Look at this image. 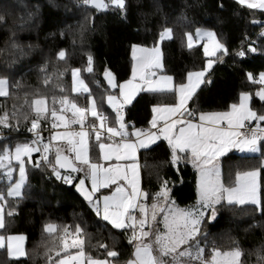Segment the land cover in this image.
Listing matches in <instances>:
<instances>
[{
  "label": "trees",
  "instance_id": "trees-1",
  "mask_svg": "<svg viewBox=\"0 0 264 264\" xmlns=\"http://www.w3.org/2000/svg\"><path fill=\"white\" fill-rule=\"evenodd\" d=\"M104 2L109 7L97 10L91 5L84 6L82 0H0V15L5 16V21L0 22V78L9 81V96L0 97V115L7 112L10 125L0 127L10 133L0 140V148L30 141L27 129L35 118L31 101L40 96L45 98L47 119H41L38 130L45 131L46 139L51 130L53 107L72 117L70 103L75 101L86 106L88 93L78 94L71 89L73 68H79L90 93L96 97L101 98L106 91L116 92L117 88L107 84L105 70L112 73L117 85L127 79L133 45H155L165 27L173 31L171 38L160 42L163 70L173 77L175 84L184 82L189 71L201 70L206 60L201 43L188 48L186 33H193L196 28L215 31L228 48V55L219 53L213 57L223 62L213 64L209 70L211 83L202 84L188 106H194L197 112L222 110L236 102L240 93L248 92L251 109L264 114V102L256 95L264 85L250 81L247 75L251 73L256 79L264 72V35H261L264 33V9H249L235 0H126V18H122L120 10L112 6L110 0ZM249 44L257 49L255 53L248 51ZM61 50L66 53L64 60L57 56ZM240 51L245 52L244 57L234 55ZM89 54L93 57L91 73L87 71ZM45 79L49 80L47 85ZM64 97L67 101L60 103ZM174 100L172 92L141 91L125 107V121L138 128L148 127L152 107ZM99 113L116 125V113L103 103L99 104ZM86 118L84 124L90 122V118ZM95 153L96 146L91 141L90 157ZM55 154L53 151L48 154L52 162ZM177 156L180 162L171 164L170 148L163 139L149 146L147 151L139 149L140 182L147 194L146 206L161 199L162 196L155 194L161 191L162 181H168L169 200L183 206L194 203L196 172L187 163L184 153L177 151ZM261 157L260 154L229 152L220 158V166L222 179L231 169L233 180L238 170L259 168V198L264 203ZM33 158L36 159V154ZM27 169L22 198L5 196L6 227L0 228L1 235L22 233L27 254L13 259L5 248H0V264H49L46 258L49 254L52 262L55 261L58 258L55 251L63 247L62 241L78 238L77 225L83 230L86 256L106 257L104 249L99 247L103 244L118 253L117 258H108L114 263L128 259L131 243L127 237L132 229L127 232L114 229L95 215L75 190L82 172L72 173L73 183L64 185L54 180L45 165L36 170L29 164ZM5 188V179L0 178V192L4 193ZM13 209L15 215L9 217L7 213ZM47 224L55 225V230L46 232ZM200 237L201 242L221 250L238 244L243 252L242 264H264L257 255V249L264 245V216L253 205L220 210L214 222L202 224ZM50 248L54 252L49 253ZM75 250L78 249L68 248L60 256ZM260 256H264V251Z\"/></svg>",
  "mask_w": 264,
  "mask_h": 264
},
{
  "label": "snow or ice",
  "instance_id": "snow-or-ice-1",
  "mask_svg": "<svg viewBox=\"0 0 264 264\" xmlns=\"http://www.w3.org/2000/svg\"><path fill=\"white\" fill-rule=\"evenodd\" d=\"M79 2V0H78ZM241 6H247L249 9H264V0H235ZM84 6H94L97 10L106 9L109 4L104 0H82ZM112 6L118 8L121 12V17L126 18V0H110ZM223 8V5H219ZM187 21L186 17H182ZM5 21V16L0 15V22ZM172 29L165 27L159 33L160 40L171 38ZM188 38V48L193 47V36L191 33L185 34ZM264 35V33H261ZM195 36L197 40L206 38L208 43L203 45L204 55L209 57L204 67L199 71H189L187 73V82L179 83L178 85L170 86L173 80L171 76H161L159 80L150 79L148 74L138 71L134 66L132 70L133 79L139 77L144 85L134 84L132 80L125 81L117 85L114 76L108 70H105V77L112 88H119L120 96L123 98L122 102H117V97L109 96L108 101L114 109L116 116L115 121L118 127H108L107 133L109 139L119 137V142L115 145L101 143L102 133L96 130V143L99 145L102 158L110 160L115 155L117 160L127 158L134 161L126 165L123 169L120 165L102 169L98 164H89V144L88 133L80 131L76 135L80 137L78 145L69 140L72 147L69 151L75 152L76 160L81 162V167L73 164L67 156L61 155V149L57 148L55 163L52 162L48 153L51 150V140L57 138V133H53L50 142L44 143L43 138L39 137L38 129L40 127L41 119H47L45 113V98L40 96L31 101V106L35 112V118L31 120V127L27 129L30 133H35L31 141L16 143L14 149L9 146L0 148V178L9 181L7 187V197L22 198V189L26 187L28 179L27 165L31 164L33 169L41 170V165H47L51 170V175L57 180H63L65 184H72L73 177L71 175H62L59 169H71L72 172L84 171L83 166H88V172L91 179V191L87 190L85 179L80 178L79 182L75 184L78 192L87 201L90 208L95 212V215L102 221H107L114 229H122L127 232L129 228L132 229V235L127 237L129 243L135 244V251L133 253L134 259H130L126 264H168L167 257H171V264H181V257H189L191 260L200 261V264H242L241 257L242 250L237 246L222 251L221 249L213 246L210 259H204V248L200 247V229L202 224L207 221L214 222L218 213L222 209H232L236 206L253 205L256 207L262 216H264V203L258 196V183L257 177L260 169L253 168L247 171H236L233 180L231 169L225 179H222L220 158L228 153L230 148L238 149L241 152L259 153L264 156V127L261 123L264 122V114H258L248 107L249 95L247 93L240 94L239 104H232L231 111L226 112H201L199 114L200 123H194L196 120L197 109L193 108L189 111V101L195 99L198 95L197 90L200 89L202 84L211 83L210 72L213 64L223 60L217 61L213 57L217 56L220 52L223 55H228V48L225 43H222L218 38L215 31L196 28ZM140 48L142 53L150 52L151 55H141L136 57V49ZM248 51L255 53L256 48L251 47L249 44ZM234 55L244 57L245 52L240 51ZM60 60L66 58V53L61 50L57 53ZM133 56L136 58L141 68H161L162 64L161 53L159 46L148 50L141 48L138 45H133ZM93 57L88 55L87 71L91 73ZM45 71V69H41ZM79 69L72 70L73 77V91H78L77 84L85 92L87 87L83 81L79 79ZM207 74V75H206ZM250 81L259 82L264 85V72L259 74L258 80L254 79L251 73L247 74ZM49 83L48 79L44 80V84ZM137 91H148L152 93L172 92L176 96V102L164 106H153V115L149 124L151 128L156 131L144 130L135 128V125L126 122L124 116V108L126 105L132 103V99ZM261 101H264V88H261L256 93ZM9 96V81L6 78H0V97ZM67 97L60 100V103H65ZM55 103V100H54ZM74 109L73 115L78 119L73 120V123H80L83 125L85 119L86 109L78 108L75 104L71 105ZM15 115V113H13ZM51 115L60 121L64 120L63 116H57V111L53 107ZM91 115L97 117L95 102H91ZM187 116L189 119L181 120L179 117ZM99 118L103 121L106 117L100 115ZM27 119V118H26ZM163 121V127L158 126V121ZM255 121L256 127L250 128L246 132H241L239 129L245 127V122ZM207 123V127H205ZM226 125V126H225ZM9 116L7 112L0 115V127H9ZM56 127V125H53ZM103 127V125H101ZM94 128V126H93ZM132 131L129 132L128 129ZM176 129V131H174ZM68 133L62 134L61 139L67 138ZM135 136L136 139L132 140L131 137ZM147 137V140L141 137ZM163 137L167 140L171 152L170 162L175 165L180 162V157L177 156V151L184 153L185 157H189V162L198 170V190L199 196L197 205L191 207L189 210H183L179 214H175L169 220L166 216L165 227L167 232L161 235L159 231L155 233V239H152L150 231H144L146 220L141 218L139 220L131 215V212L139 208L141 213H144L145 206L137 203V198L147 195L143 193L139 187V167L135 162L137 160V151L143 149L149 150V145L154 144L155 141ZM33 153H38L39 158L34 159ZM27 158V159H25ZM15 161L18 166V178L13 180L14 168L12 162ZM261 167L264 168V160L261 162ZM58 166V167H57ZM131 171V176L127 174ZM104 173L103 179L98 175L99 172ZM51 178V177H48ZM123 178L131 185V192H127L124 186L116 189L112 196H104L102 198H94V194L99 188L108 187L109 183H116V181ZM168 181L161 182V191L156 193V197L163 196L168 199ZM30 187V185H28ZM6 197L3 192H0V201H5ZM101 200L103 202L101 207ZM157 205L154 203L152 208L155 209ZM9 217L15 215V210L7 213ZM155 219V213H153ZM137 225L139 231L137 232ZM5 212L4 204L0 203V228H5ZM44 230L46 232H53L55 225L47 224ZM78 238L72 241L69 245L66 241H62L63 247L59 251H55L58 257L55 264H111L108 258H117L118 253L109 250L107 245H99L106 253L105 259L93 258L86 256L84 251L85 240L83 238V230L79 225L75 229ZM149 239V243L144 242V238ZM25 239L24 236H9L7 238V251L9 256L23 257L26 255L21 242ZM207 240V235L204 237ZM3 238L0 237V247H3ZM194 242V243H193ZM235 243V242H234ZM185 247L181 250V246ZM68 247H75L78 251L74 255H64L60 257V253L64 252ZM261 251H264V245L261 249H257L258 259L264 260V256H260ZM49 253L54 252V249H48ZM155 253V254H154ZM49 264L52 262V255H47Z\"/></svg>",
  "mask_w": 264,
  "mask_h": 264
},
{
  "label": "rangeland",
  "instance_id": "rangeland-1",
  "mask_svg": "<svg viewBox=\"0 0 264 264\" xmlns=\"http://www.w3.org/2000/svg\"><path fill=\"white\" fill-rule=\"evenodd\" d=\"M191 34L193 36V44L201 43L202 50H203V53H204L203 45L205 43H208L207 39L206 38H200L199 40H197V38L195 36V31L193 33H191ZM160 42H161V40H160V37H159V39H158V41L156 42L155 45H152V46H146V45H141V44H136V45L140 46L141 48L151 50V49L157 47V44H158L159 49H160V53H161V60H160V62L162 64V67L161 68H156V67L141 68L140 65L138 64L136 58H134V56H133V47H132L130 74H129V76H128L127 79L122 80L121 82L118 83V85L124 83L125 81L132 80L134 84H141L143 87H145V88L147 87V85H144L142 83V81L139 79V77L133 79V77H132V70H133V67L134 66L137 67L138 71H142L143 73L148 74V77L150 79L159 80L161 76H170L169 74L165 73L164 70H163V58H162V50H161ZM187 44H188V38H187ZM219 53L220 52H218L217 55ZM141 55L147 56V55H151V53L150 52H144V53H142L140 51V48H137L136 49V57H139ZM208 59H209V57H206L205 63L207 62ZM73 69H79V68H73ZM260 73H262V72H260ZM259 74H258L256 80H258ZM78 75H79V79L82 80L83 83H84V85L87 87V92H85L82 88H80V86L78 84H77V88L79 90L78 91H73V77H72V72H71V89H72V91L74 93H78V94L88 93V95H87V104L84 107V106H81L79 103L73 101L69 105V111L73 115L74 109H72V107H71L72 104H75L78 108L86 109V111L84 113L85 119H84L83 125H81L80 123H73L72 122L73 120L78 119V117H76L74 115L72 117H69L67 115V113H65V111L57 112V116H63L64 117V120L63 121H60L57 118L52 117L53 118V123L51 125V130H50V132H49V134L47 136V143L50 142V138H51V136H52L53 133H57L58 135H57V138L55 140H51V150H50V152L51 151L56 152L57 148L61 149V151H63V152L66 151V152L69 153V156L71 157V160L74 162V164L77 167H81V162L78 161V160H76V158H75V152L69 151V148L72 147V145L69 143V140L73 141L75 144L78 145L79 140H80V137L78 135H76V134L79 133L80 131H84V132L88 133L87 139H88V144H89V151H88L89 164H98V165L101 166L102 169H107V168H110V167H114L116 165H120L121 168L123 169L124 167H126V165H128L130 163H133L134 161H132L131 159H127V158H123V159L117 160L116 157H115V155H113L110 160H104L102 158V154L100 152L99 145H98V143H96V138H95V136H96L95 130L96 129L105 130L107 132V128L108 127H118L117 124L114 125V124L109 123V120H107V119H105V120L102 121L99 118V116L101 115L99 113V104L100 103H103L111 111L115 112L114 109L112 108L111 104L108 101V97L109 96H115V97H117V102H122V99L123 98L120 96L119 88L117 87V91L116 92L106 91L105 93H103V95H101V98L100 97H96L94 94L90 93L89 87H88L87 83L84 81L83 77L81 76V72L80 71H79ZM186 82H187V75L185 76V79H184V83H186ZM175 85H178V84H175L174 81L172 80L170 86H173L174 87ZM139 92H141V91H137L135 93L134 97L136 95H138ZM242 93H247L249 95L248 107L251 109V107H250V94L248 92H242ZM134 97H133V99H134ZM239 98H240V95L238 96V100L236 102H233V103L229 104L226 109H222V110H203V111H198L197 112V115L199 117V114L201 112H226V111H231V105L234 104V103L239 104V102H240V99ZM91 102H95L96 111L98 113V116L97 117H93L91 115ZM175 102H176V96H175L174 102H172V103H175ZM172 103H169V104H172ZM156 105L164 106V105H168V104H156ZM156 105H154V106H156ZM153 115H156V114H154L152 112V115L151 116L153 117ZM102 116H104V115H102ZM115 116H116V114H115ZM86 117H89L90 118V122L88 124H84L85 121H87L86 120L87 119ZM104 117H106V116H104ZM152 117H151V119H152ZM179 119L185 120V119H182V118H179ZM197 122L200 123L199 119L197 120ZM53 125H56V127H53ZM101 125H103V127H101ZM205 125H207V123H205ZM93 126H94V128H93ZM260 126L261 127H264V122H262ZM160 127H163V124L160 125ZM135 128H138V127H135ZM144 130L156 131V129L155 128H151V126L145 127ZM128 131L131 132L132 129L129 128ZM174 131H176V129H174ZM65 133H68V134H71V135H69L65 139H61V135L62 134H65ZM132 138H136V137L133 136ZM141 138L147 140V137L146 136L145 137H141ZM161 139H163V137H161ZM91 141H93L94 145L96 146V153H95V156H93V157H90V142ZM100 142L101 143H105V144H113V145H115V144L118 143L116 141L114 142V141L108 140L105 136H101ZM261 143L264 144V141H262ZM15 145L16 144L9 145V147H11V148L14 149ZM229 152H236V153H240V154H258L259 155V153L241 152V151H239L238 149H235V148H230L229 151H228V153ZM33 154H36V153H33ZM25 159H27V158H25ZM262 160H264V156L261 157L260 161H262ZM135 162L139 166L138 151H137V160ZM12 165H13V168H14L12 182H15V179L18 178V175H19L18 166H17V163L15 161L12 162ZM83 167H84L85 170L84 171H81V172L85 176L86 181L88 183V186H89V188L91 190V179H90V175H89V172H88V166L85 165ZM250 169H253V168L245 169V170H242V171H247V170H250ZM0 172H2V170H0ZM61 174L62 175H71L72 176V173H70V172H61ZM127 174L130 177L131 176V171L129 170ZM98 175L101 177V179H103L104 173L102 171L99 172ZM234 178H235V176H234ZM5 182H6V188H5L4 194H5V196H7L6 193H7V187L9 186V181H7L5 179ZM257 183H258V196H259V175L257 177ZM120 186H124V188L126 189L127 192H131V185L128 184V181L127 180H124L123 178H121L120 180L116 181V183H114V184L109 183L108 184V187H106V188H99L98 191L95 193V194H97V196L95 198H102L104 196H112L113 193L116 191V189L118 187H120ZM138 187H139V189L143 193H145V191L141 187V182H140V167H139V184H138ZM22 191H23V189H22ZM196 192H197V197H196L194 203H192L190 205H186V206L179 205V204H176L175 202H173L172 200L165 199L162 196L158 203L156 201H154V203L157 205V207L155 209L152 208V205L154 203L151 204L150 206H145L143 204L145 206L144 213H141L140 210H139V208H136L135 210L138 212L139 215L138 216L132 215V216L136 217L137 220H139L141 218H143V219L146 220V223L144 225V229L143 230L144 231H150L151 234H152V239L154 240L155 239V233L157 232V230L159 231V233L161 235H163L164 233L167 232V229L165 227L166 216L170 220L173 215L179 214L183 210H189L191 207H194V206L197 205L198 196H199V190H198V173H197V179H196ZM145 200H146V195L140 196V197L137 198V203L142 204V202L145 201ZM0 203H3V201H0ZM102 204H103V202L101 200V207H102ZM153 213H155V219L152 218L153 217ZM105 222H107V221H105ZM109 225L112 226L111 224H109ZM139 230H140L139 229V226L137 225V232ZM20 235L24 236L22 233H14V234H7V235H1L0 234V237L3 238V242H2L3 243V247H0V248H5L6 251H7V238L9 236H20ZM131 235H132V232H131L130 236ZM199 235H200V233H199ZM74 239H77V238L76 237H73L72 239L66 240V242L69 245H71L72 244V241ZM200 239H201V237H200ZM144 242L145 243H149V239L147 237H145L144 238ZM21 244H22V246H23V248L25 250V253L27 254V250L25 248V239L21 242ZM199 244H200V247L201 248H204L205 249V251L203 253L204 259H210L211 251H212V248L213 247L207 245V243H205V242H201V240H199ZM184 247L185 246L182 245L181 246V250H183ZM68 248H71V247H68ZM226 250H229V249H226ZM226 250H222V251H226ZM77 251L78 250L71 251V252H69L67 254H64V255H74ZM134 251H135V244H131V252H130V256L128 257V259H126L125 261H123L121 263H114L113 261H111V264H126L127 261H129L130 259H134L135 258L134 255H133ZM7 254H8V251H7ZM64 255H61L60 257H63ZM25 256H23V257H25ZM9 257H11L13 259L21 258V257H15V256H9ZM93 258L105 259L106 257H93ZM180 259H181V264H200V261L191 260V258H189V257H181ZM166 260L168 261V264H171V257H167ZM55 261H53L51 264H55ZM85 264H86V261H85Z\"/></svg>",
  "mask_w": 264,
  "mask_h": 264
},
{
  "label": "built area",
  "instance_id": "built-area-1",
  "mask_svg": "<svg viewBox=\"0 0 264 264\" xmlns=\"http://www.w3.org/2000/svg\"><path fill=\"white\" fill-rule=\"evenodd\" d=\"M188 108H189V111H191L193 108H195L194 106H188ZM196 120L195 121H197L198 120V115H197V112H196ZM179 118H182V119H189V117H187V116H184V117H179ZM52 123H53V120H52ZM163 123V121L162 120H160L159 122H158V125H160V124H162ZM253 127H256V123H255V121H250V122H245V127L244 128H241V129H239L241 132H246V131H248L250 128H253ZM139 129H144V128H141V127H139ZM96 130H99L101 133H102V135L101 136H105V137H107L108 138V133L105 131V130H101V129H96ZM96 130H95V134H96ZM38 132H39V137H41V138H43V142L44 143H47V139L45 138V136H44V130H38ZM130 132V131H129ZM28 133V139L31 141L32 139H33V137H34V135H35V133H30V132H27ZM8 136H10V133L9 132H7V131H5V130H0V140H2V139H4V138H7ZM108 140H111V141H116V142H119V137H115V138H113V139H109L108 138ZM39 158V154L38 153H36V159H38ZM47 168H49L47 165H45ZM50 169V168H49ZM53 178H54V180H56V181H59V182H61L62 184H64L65 185V183H64V181L61 179V180H57L54 176H53ZM139 204V203H138ZM142 204H146V201H143L142 202ZM136 214V210H133L132 212H131V215H135Z\"/></svg>",
  "mask_w": 264,
  "mask_h": 264
},
{
  "label": "water",
  "instance_id": "water-1",
  "mask_svg": "<svg viewBox=\"0 0 264 264\" xmlns=\"http://www.w3.org/2000/svg\"><path fill=\"white\" fill-rule=\"evenodd\" d=\"M106 81H107V84L109 85L108 80H106ZM109 86H110V85H109ZM261 88H263V87H260V88H259V91L261 90ZM259 91H258V92H259ZM257 98L259 99L260 102H264V101H261V100H260L259 96H257ZM61 155H62V156H67L66 154H64V153H62V152H61ZM55 156H56V154L54 155L53 163H55ZM67 157H68V156H67ZM68 158H69V157H68ZM69 160L72 162V160H71L70 158H69ZM72 163H73V162H72ZM73 164H74V163H73ZM57 167H58V166H57ZM59 170H60L61 172L76 173V172H72L71 169H66V168H62V169H59ZM80 178H84V177H83V176H80V177L78 178V180H77L76 183L79 182V179H80ZM84 179H85V178H84ZM84 187H85L87 190L91 191V190L89 189L88 185H87L86 179H85V185H84ZM75 190H76L77 194H78L83 200H85L84 197L81 195V193L77 191L76 187H75ZM85 201H86V200H85Z\"/></svg>",
  "mask_w": 264,
  "mask_h": 264
},
{
  "label": "crops",
  "instance_id": "crops-1",
  "mask_svg": "<svg viewBox=\"0 0 264 264\" xmlns=\"http://www.w3.org/2000/svg\"><path fill=\"white\" fill-rule=\"evenodd\" d=\"M159 122V121H158ZM194 123H198L197 121H194ZM163 124V123H162ZM162 124H160V125H162ZM160 125H158L159 127H160ZM205 127H207V125H205ZM131 139L132 140H135L136 138H132L131 137ZM164 140V139H163ZM166 141V140H165ZM157 141H155V143H156ZM167 142V141H166ZM168 143V142H167ZM152 145V144H151ZM151 145H149V146H151ZM139 151V150H138ZM179 151V150H178ZM186 151H188L189 152V157H186V161H187V163H189L190 165H191V167L195 170V172H196V179H197V169L193 166V164L192 163H190L189 162V159H190V150H186ZM62 153H64V154H66L70 159H71V157L69 156V153L68 152H66V151H61ZM180 152V151H179ZM182 153V152H181ZM34 155V154H33ZM73 162V161H72ZM74 163V162H73ZM83 177L85 178V176L83 175ZM86 179V178H85ZM87 182V181H86ZM87 185H88V183H87ZM89 187V186H88ZM90 189V188H89ZM97 196V194H94V198ZM196 197H197V192H196ZM145 206H146V204H145ZM139 214H138V212L136 211V214H135V216H138Z\"/></svg>",
  "mask_w": 264,
  "mask_h": 264
}]
</instances>
